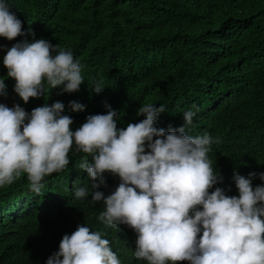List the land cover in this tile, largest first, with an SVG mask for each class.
<instances>
[{
    "label": "trees",
    "instance_id": "16d2710c",
    "mask_svg": "<svg viewBox=\"0 0 264 264\" xmlns=\"http://www.w3.org/2000/svg\"><path fill=\"white\" fill-rule=\"evenodd\" d=\"M7 2L28 34L11 41L0 37V78L6 85L0 103L10 108L18 104L30 114L36 107L62 102L73 131L89 115L109 109L117 113V128H126L145 118L137 115L141 105L153 103L165 106L156 127L167 133L169 126L185 124L184 111L198 108L185 134L207 132L214 139L208 156L222 179L209 191L220 187L238 196L235 173L247 178L254 172L253 188L264 185L259 178L264 173V0ZM25 39H45L71 50L83 66L79 90L62 92L58 86L24 103L3 57ZM96 82L104 86L100 93L93 91ZM73 101L84 109L74 111L69 107ZM68 156L67 168L46 176L40 194L30 190L26 174L0 187V264H46L62 237L79 225L102 232L121 264H147L134 257L133 229L98 219L103 201L92 202L91 191L75 198V188L91 189L87 172L78 168L91 157L75 147ZM104 180L95 190L106 197L121 181L109 172Z\"/></svg>",
    "mask_w": 264,
    "mask_h": 264
},
{
    "label": "clouds",
    "instance_id": "9594fccd",
    "mask_svg": "<svg viewBox=\"0 0 264 264\" xmlns=\"http://www.w3.org/2000/svg\"><path fill=\"white\" fill-rule=\"evenodd\" d=\"M10 9L7 0H0V37L11 41L28 33ZM3 65L24 103L58 86H63L62 92H76L84 83L83 66L72 51L45 39L14 44L7 49ZM5 88L0 78V95ZM103 89L102 82L93 87L96 93ZM64 107L57 101L29 114L18 104L10 108L0 103V187L26 174L30 190L40 194L44 178L64 171L75 147L76 152L91 157L78 168L92 181L91 189L89 185L75 188V198L88 197L91 191V201L104 204L99 220L107 226L125 224L133 229L137 234L133 254L138 260L147 264H264V185L253 188L254 172L247 178L235 173L238 196H229L220 187L209 191L222 179L208 156L214 139L207 132L185 134L198 108L184 111L185 124L179 129L169 126L166 133L156 127L165 111L162 104L141 105L137 115L145 118L126 128H117V113L109 109L107 114L89 115L75 131L72 118L63 114ZM69 107L82 111L85 106L73 101ZM105 172L118 175L121 181L106 197L95 190L105 184ZM259 178L264 180V173ZM46 264L121 261L102 232L79 225L62 237L58 252Z\"/></svg>",
    "mask_w": 264,
    "mask_h": 264
}]
</instances>
